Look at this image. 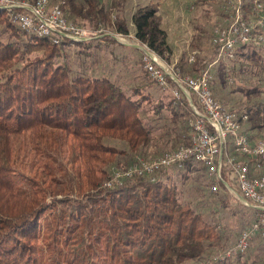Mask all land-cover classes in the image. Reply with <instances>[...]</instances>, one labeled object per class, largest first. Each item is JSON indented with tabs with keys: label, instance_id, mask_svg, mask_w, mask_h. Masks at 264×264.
<instances>
[{
	"label": "trees",
	"instance_id": "obj_1",
	"mask_svg": "<svg viewBox=\"0 0 264 264\" xmlns=\"http://www.w3.org/2000/svg\"><path fill=\"white\" fill-rule=\"evenodd\" d=\"M127 1L112 0L105 7L101 0H66L64 11L78 25L82 21L128 35L126 20L113 19ZM158 7L152 2L136 8L131 21L137 40L170 63L172 48ZM106 37L94 40L99 48ZM92 42L55 43L27 34L0 9V264H248L243 254L215 256L232 245L220 222L180 200L172 170L161 171L155 181L141 176L106 185L113 181L115 165L122 170L157 158L142 155L158 136L142 115L153 103L144 88L127 92L115 79L76 72L68 62L67 50L73 48L91 57ZM261 45L240 46L231 67L239 63V70L254 66L264 73ZM217 52L214 44L210 58L197 56L192 72L182 74L200 73ZM182 64H177L181 70ZM144 71L169 98L155 105V114L168 107L174 129L182 128L175 148L188 145L193 117L188 101L177 100ZM238 90L248 98L264 93L261 84ZM228 109L246 116L245 131L264 138V103L246 112ZM179 170L184 178L207 173L192 162ZM225 178L230 181L226 173ZM221 191L229 195L224 185L210 190L214 196ZM228 203L225 196L222 204ZM241 205L255 220L257 211Z\"/></svg>",
	"mask_w": 264,
	"mask_h": 264
},
{
	"label": "built area",
	"instance_id": "obj_2",
	"mask_svg": "<svg viewBox=\"0 0 264 264\" xmlns=\"http://www.w3.org/2000/svg\"><path fill=\"white\" fill-rule=\"evenodd\" d=\"M65 4L66 0L58 3L51 0H0V9L7 10L21 31L50 38L55 43L63 39L91 42L111 36L127 45L126 42L134 38L138 43L133 46L141 50L143 67L150 77L177 100L186 99L193 113L188 145L167 151L155 159H141L116 171L109 184H122L141 176L155 181L163 170H179L185 168L187 162L197 163L207 169L211 191H220L224 185L226 191L242 204L257 211L256 219L226 255L244 254L254 237L264 239V138L245 131L243 121L246 116L240 117L237 112L229 110L213 91V70L219 61L235 59L242 45L264 42V0L230 1L229 17L225 25L215 31L216 60L196 75L182 74L176 64L166 62L135 35L108 31L104 27H81L67 18ZM113 19L116 16L113 15ZM196 59L197 51H193L188 60L193 64ZM225 173L230 181L225 178Z\"/></svg>",
	"mask_w": 264,
	"mask_h": 264
},
{
	"label": "rangeland",
	"instance_id": "obj_3",
	"mask_svg": "<svg viewBox=\"0 0 264 264\" xmlns=\"http://www.w3.org/2000/svg\"><path fill=\"white\" fill-rule=\"evenodd\" d=\"M51 1L54 3L60 2V0ZM111 1L101 0L105 7H110ZM230 1L128 0L124 9L114 11L113 15L117 16L118 19L124 18L130 29L128 35H135L136 28L131 21L132 13L140 6L158 2V16L162 27L167 31L168 42L172 48L170 64L177 65L183 62L182 71L184 73H191L192 64L188 59L193 51H197V56L203 61L212 56L215 44V31L226 22ZM78 23L83 28L93 29L82 21ZM106 29L115 32L112 28ZM1 37L7 40L6 37L8 35H2ZM107 37L100 48L98 47L99 43H96V41L92 42L91 49L88 48L93 54L91 57L81 54V49L73 48L67 50V60L76 72L87 75L99 74L109 76L123 84L127 92H131L133 87L140 86L144 88L145 92L151 94V102L153 103L144 106L142 115L146 121L149 119L148 121L156 128L158 142L149 146L142 157L145 159L158 157L166 153L165 151L168 149L180 145L179 138L176 137L178 135L176 134H180L182 128L178 126L174 129L173 121H171V117H173L172 111L168 107L161 114H155V105L162 101L167 104L169 98L164 97L160 88L150 78H147L141 65V50L133 46L135 42H138L134 38H130L129 40L127 39V45H125L119 43L113 37V40ZM261 48L264 51V42ZM183 56L185 57L184 59H182ZM231 64L232 62L230 61H224L217 64L213 70L215 97L227 107L239 112H246L245 110L251 105H261L264 103V93L260 94L261 97L259 99L254 96L248 98L243 92L238 90L240 86L249 88L257 84H261L264 87V73L259 69L257 70L254 66H248L249 70H239V63L233 65V68ZM168 93H166L167 96ZM170 130H172V133H170ZM121 160L123 164V158ZM119 169L115 165L112 169L113 174L119 171ZM182 173L178 169L172 170L170 173L172 182L179 192L180 200L191 203L195 209L206 213L209 220L220 222L224 229L223 234H225V239L228 241L227 245H232L231 248L234 247L238 243L242 233L247 230L248 225L254 219L252 211L250 210L251 212H249V210L244 209L245 207H242V203H240L238 198L230 193L227 195L221 191L217 196L212 195L209 190L211 181L207 178L208 173L205 175V172L198 171L190 173L185 178ZM106 185L111 187L109 183ZM225 196L229 201L227 206H223L222 204ZM227 251L228 249L226 251H216L215 256H224ZM226 257H229V255H226ZM232 257L234 258L235 256ZM245 260L248 264H264L263 238L254 237L251 240L247 251L243 254V261Z\"/></svg>",
	"mask_w": 264,
	"mask_h": 264
},
{
	"label": "crops",
	"instance_id": "obj_4",
	"mask_svg": "<svg viewBox=\"0 0 264 264\" xmlns=\"http://www.w3.org/2000/svg\"><path fill=\"white\" fill-rule=\"evenodd\" d=\"M104 43V42H103ZM135 47V46H134ZM136 48H138V47H136Z\"/></svg>",
	"mask_w": 264,
	"mask_h": 264
}]
</instances>
